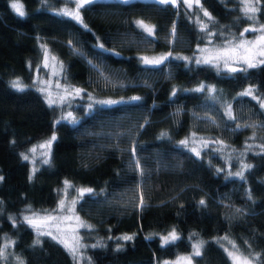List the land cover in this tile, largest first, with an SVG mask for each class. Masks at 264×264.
Returning <instances> with one entry per match:
<instances>
[{"label": "trees", "instance_id": "trees-1", "mask_svg": "<svg viewBox=\"0 0 264 264\" xmlns=\"http://www.w3.org/2000/svg\"><path fill=\"white\" fill-rule=\"evenodd\" d=\"M11 1L0 0V237L15 241L6 264H18L16 256L25 264H75L63 245L21 217L27 206L51 210L64 180L93 189L75 203L92 226L87 239H104L86 249L93 264H174L168 260L199 241L202 255L192 264H232L220 242L225 237L264 264V107L240 95L250 86L264 99V64L246 72L196 64L207 29L196 26L182 0L179 6L96 0L80 9L87 28L61 14L63 0H19L23 17ZM233 2L200 0L213 27L240 34L250 22ZM256 21L264 24V0ZM44 48L60 62L66 84L122 103L75 105L76 123L57 120L56 106L33 85ZM159 53L168 58L158 65L141 59ZM14 78L22 91L12 87ZM201 85L205 91H195ZM229 105L235 119L227 115ZM193 133L210 138L199 156L180 143ZM50 134L56 140L49 163L34 171L21 152ZM249 138L258 148L248 152L252 167L241 179L211 147L222 142L240 149ZM139 192L143 207L136 206ZM173 229L180 238L164 244L161 234ZM123 235L133 239H117Z\"/></svg>", "mask_w": 264, "mask_h": 264}, {"label": "rangeland", "instance_id": "rangeland-1", "mask_svg": "<svg viewBox=\"0 0 264 264\" xmlns=\"http://www.w3.org/2000/svg\"><path fill=\"white\" fill-rule=\"evenodd\" d=\"M13 2L14 0L11 1V3ZM19 3H21V1H19ZM233 6L237 8V10L240 12V14L243 17H245L243 13V4L241 3V0H234ZM65 8L74 11L76 8L74 0H63V3L60 7V11ZM189 8L192 9V13H193L192 17L196 22V26L198 28L202 29V25L205 24L207 25L206 38L208 41L198 44L199 55L196 56L195 59L212 60L211 64L215 68H217V70H221V69L226 70L225 60H228V64L231 63V64L243 65L242 63H236V61H239L241 57L244 55L243 49L236 48V45H238L242 40L255 41L256 38L260 35V33L250 31L249 34H246V32L242 31L241 32L243 33L242 36L241 33L234 34L233 32L230 31H224L221 27H213L214 22L212 17L211 19H209V17L203 15V11L206 10V8H204L201 5V3L197 5L195 3V0H192V6ZM249 22L250 24L247 25L245 28H249V27L259 28L260 25H264L262 23L260 24L257 23L256 20L255 21L249 20ZM210 32L214 33V35L210 36L209 35ZM229 41H231V45L228 44ZM248 46H249L248 44H245V47ZM226 47L234 48L235 51H230L225 55L222 50ZM253 49L255 50V46H253ZM161 56H166V54L164 53L143 54L142 58L147 57L149 59H153V58H159ZM61 69H62L61 64L57 60V58L51 52H49L47 48H44L43 58L40 62V65H38L34 69V75H33V85L40 91L41 89H43L41 93L43 94L46 101L48 102L49 99L56 101V103L52 105L56 106V108L58 109L57 118H56L57 120L59 119L61 120L62 117L66 116L67 113L69 112L72 113V117H74L76 120V114L74 113L75 105L93 106L95 104H98L96 103L97 101L108 100L107 98L96 97L89 91H85V89L80 86L66 84L62 79ZM17 80H18L17 78L13 79V81H17ZM249 88L251 87L250 86L245 87L240 93L244 92L246 89ZM75 89H81L82 91L79 95H77ZM253 96L255 97V99H257V101L260 104L261 102H264V99H262L257 94H255L254 90H253ZM61 97H64L62 102H61ZM70 119H64V120L70 121ZM53 135L54 134H50L49 136L43 139L31 143L24 151L21 152L22 157L23 155L29 156L28 161L30 163L32 170L39 167V165L43 163L45 159L48 160L50 149L41 148L40 145L50 140ZM187 140L190 146L192 148H195L199 153L201 152L202 148L207 147L210 143L209 137L195 133L191 134L187 138ZM257 146L258 143L253 139L249 138L240 149L232 147L227 143H218V144H212L211 152L217 154L222 159L223 166L225 169H227V172L229 174L235 175V173L241 172L242 170L244 172L245 169L243 168V166L250 164V162L247 160V154L249 151H255L258 148ZM32 148H35L36 151L31 152L30 150ZM45 153H47V155H45ZM65 181H68L72 187H67L64 183ZM81 188L86 189L87 187L75 185L69 180H64L63 183L57 188L58 199L55 206L51 210L38 211V210L30 209V207L27 206L24 208V210L21 213L22 219L25 216L31 217L37 220L38 222H40L41 231H52L54 235L61 236L62 238H67L69 242H71L73 236H78L80 238V243L83 245H87V247L92 245H103L104 239L101 236L93 234L91 239H87L91 227L90 228L79 227L81 223L90 225L82 217H80V215L76 212L75 209L76 200L79 198L77 189H81ZM61 200H64L63 208L58 207ZM74 200L75 203L73 204L72 202ZM47 216H53L56 217V219L44 220L41 222V219ZM77 217L79 218V220L76 219ZM33 229L36 230V232L38 233L36 228ZM171 231L172 230H169L161 234L162 242H163L162 238L168 235ZM8 241L9 240H7L5 236L0 237V244L4 245L8 243ZM220 242L224 246L227 255L228 252L231 251V252H236L238 255H241L242 258L244 256H247L241 251H239V249L235 246V244L231 240L220 239ZM87 247H81L79 249L78 258L74 260L75 264H93L90 256L87 253L86 250ZM192 253H193V247L191 251L179 253L174 258L168 261L174 264H187V261L182 260L181 258L191 256ZM249 259L252 260L251 258ZM16 262L19 264L18 261ZM0 264H4V263L0 262ZM252 264H255L253 260H252Z\"/></svg>", "mask_w": 264, "mask_h": 264}, {"label": "snow or ice", "instance_id": "snow-or-ice-1", "mask_svg": "<svg viewBox=\"0 0 264 264\" xmlns=\"http://www.w3.org/2000/svg\"><path fill=\"white\" fill-rule=\"evenodd\" d=\"M74 2L76 5V8L74 11L65 8V9L61 10V14L70 16L71 18L75 19L77 22L82 24L85 28H87V25L84 24L82 16L80 14V9L84 8L86 5H91V4L95 3L96 0H74ZM158 2L160 4H165V5L166 4H172L173 6H179V0H158ZM183 3L185 5H187L188 7L192 6V0H183ZM195 3L197 5H199L200 0H195ZM241 3L243 4L244 16L250 21H255L257 19V14L260 12L261 0H241ZM11 7L21 17H23L25 15V12L23 10V5L21 3H19V0H14ZM203 15L206 17H209V19H211L210 13H208L206 10L203 11ZM137 24H138V26L144 28V30L147 31L149 34L153 33V28L148 26L147 24H145L143 21H137ZM206 29H207V25L206 24L202 25V30H206ZM174 31H175V29L173 28V32ZM249 31L259 32L260 35L256 38L255 41H243L242 40L238 45H236V48H242L244 51V55L241 57V59L239 61H236V63H242L244 65V67H229L230 72H237V71H245L246 72L249 68H256V67L264 64V25H260L259 28L249 27V28L244 29V32H249ZM209 35L210 36L214 35V33L210 32ZM241 35L243 36V33H241ZM228 44L231 45V41H229ZM245 44H248L249 46L245 47ZM253 46H255V50L253 49ZM99 47L103 48L104 46L99 45ZM222 51L226 55L230 51H235V49L226 47ZM168 55L170 56L171 53H169ZM167 58H168L167 56H161L159 58H153V59H149V58L145 57V58H142V61L145 64L158 65V64L162 63ZM184 59H188V58H184ZM195 62H196V64H201V63L211 64L212 60L197 59ZM225 66H228V60H225ZM217 67H218V65H217ZM12 87L19 90V91L23 90V88H22V86L18 80L12 82ZM41 91H43V89H41ZM81 91H82L81 89H75V92L77 95H79L81 93ZM195 91L203 92V91H205V88L203 85H201L199 88L195 89ZM208 91L209 92H215L216 89L215 88H209ZM173 95H175V92H173ZM240 95L253 96V90L251 88L246 89L244 92L240 93ZM253 98H255V97L253 96ZM63 99H64V97H61V102L63 101ZM131 99L139 100L140 97H132ZM48 103L51 106L52 104L56 103V101L49 99ZM96 103L101 104V105L111 106V105L122 103V101L104 100V101H97ZM88 107L91 109L92 105H89ZM261 107H264V102H261ZM227 115H228L229 119H235V117L232 115L230 105L228 106ZM62 119H70V122H72V123L77 122L75 120V118L72 117L71 112L67 113L66 116L62 117ZM244 127H250V125H244ZM251 127H255V126L253 125ZM161 135L166 136L167 134L162 133ZM55 140H56V136L53 135L50 140L46 141L44 144H41L40 147L50 149L52 142ZM180 143L184 146H187V144L189 142H188V140H184V141H181ZM261 147L264 148V145H261ZM30 151L35 152L36 149L32 148ZM191 151L194 152L197 156L200 155V153L195 148H192ZM45 155H47V153H45ZM23 159L28 160L29 156L23 155ZM43 163L47 164V163H49V160L45 159L43 161ZM251 167H252L251 164H247V165L243 166L244 169H250ZM136 168L139 170L140 175L144 174L143 168L140 167L139 160L136 161ZM235 175L239 176L241 179L244 178L243 170L241 172L235 173ZM3 179H4V177L0 176V181H2ZM64 183L67 187H72L68 181H65ZM92 192H93V189H91V188L77 189V193L80 197H83V195L85 193H92ZM72 203L74 204L75 200ZM144 203L145 202H144L143 194H142V192H139V201H138L136 206L137 207H143ZM200 204L204 205L205 201L201 200ZM63 206H64V200H61L58 207L63 208ZM54 219H56V217L47 216V217L42 218L41 222L44 220H54ZM76 219L79 220L78 217ZM23 220L29 226L36 228L38 231V235H47L51 239L55 240L57 243L63 245V247L69 252V254L73 257L74 260L78 258L79 249L81 247H87V245H83L80 243V238L78 236H73L71 242H69V240L67 238H62L61 236L54 235L52 231H41L40 230V222H38L37 220H35L31 217L25 216L23 218ZM13 224L15 225V221H13ZM79 227L90 228L92 226L81 223L79 225ZM179 238L180 237L178 236L176 231L173 229L168 235L164 236L162 239H163L164 244H169V243H174ZM117 239L132 240L133 236L125 235L123 237H118ZM225 239H227V238L225 237ZM40 243H41V241L39 239H37L35 241L36 245H39ZM14 244H15V241H9L8 243L4 244L3 247H0V262H4V264H6L7 259H8V255H9V253L7 252V249L9 248L10 245H14ZM203 244H204L203 241H199L196 244H194L192 255L188 256V257H182L181 259L187 261V264H192L193 257H197V256L202 255L201 249L203 247ZM92 247H97V245H92ZM228 256L232 260L233 264H252V260H250L248 256H244L242 258L241 255H238L236 252H231V251L228 252ZM252 259L256 260L259 264V254H255L252 257ZM15 260L18 261L19 264H25V262L19 256H16Z\"/></svg>", "mask_w": 264, "mask_h": 264}, {"label": "water", "instance_id": "water-1", "mask_svg": "<svg viewBox=\"0 0 264 264\" xmlns=\"http://www.w3.org/2000/svg\"><path fill=\"white\" fill-rule=\"evenodd\" d=\"M229 67H243V66L240 65V64H231V63H229L228 66H226V69L229 70Z\"/></svg>", "mask_w": 264, "mask_h": 264}]
</instances>
